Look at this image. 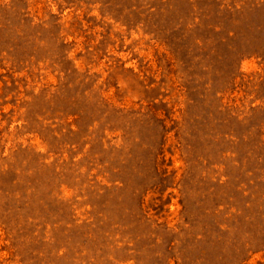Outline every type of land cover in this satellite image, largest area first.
I'll use <instances>...</instances> for the list:
<instances>
[{"label": "rangeland", "instance_id": "obj_1", "mask_svg": "<svg viewBox=\"0 0 264 264\" xmlns=\"http://www.w3.org/2000/svg\"><path fill=\"white\" fill-rule=\"evenodd\" d=\"M0 264H264V0H0Z\"/></svg>", "mask_w": 264, "mask_h": 264}]
</instances>
